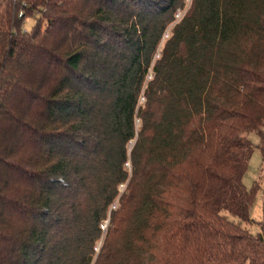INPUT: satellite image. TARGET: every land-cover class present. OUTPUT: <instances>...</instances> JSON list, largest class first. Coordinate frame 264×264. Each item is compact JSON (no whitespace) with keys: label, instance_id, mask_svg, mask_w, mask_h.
Listing matches in <instances>:
<instances>
[{"label":"trees","instance_id":"obj_1","mask_svg":"<svg viewBox=\"0 0 264 264\" xmlns=\"http://www.w3.org/2000/svg\"><path fill=\"white\" fill-rule=\"evenodd\" d=\"M184 8L0 0V264H264V0Z\"/></svg>","mask_w":264,"mask_h":264},{"label":"rangeland","instance_id":"obj_2","mask_svg":"<svg viewBox=\"0 0 264 264\" xmlns=\"http://www.w3.org/2000/svg\"><path fill=\"white\" fill-rule=\"evenodd\" d=\"M189 1L190 0H185V8L181 10L179 14H183L185 12L189 4ZM35 23H36V17L29 16L24 20V28L31 30ZM167 37H169V32L168 34H166V39ZM143 101L144 100H142V102ZM138 124H139V120H138ZM247 136L252 141L254 145V150L252 152V156L250 158L248 167L243 175V184L249 190H251L256 185V183H259L262 186H264V149H260V147L258 146L260 142V136L256 131L248 132ZM0 139L4 140L5 146H7V144L10 143L9 141L11 140L9 139V137H5V136H2ZM2 167H3L2 164H0L1 169H3ZM7 175L10 176V174L8 173ZM251 215L255 221L251 222L248 225H251L250 228L253 231H257L259 230V225L257 221L261 220L264 216L263 192L261 189H259L256 193L255 202L252 207Z\"/></svg>","mask_w":264,"mask_h":264}]
</instances>
